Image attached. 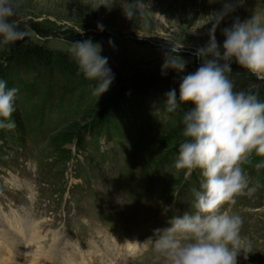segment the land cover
Returning a JSON list of instances; mask_svg holds the SVG:
<instances>
[{"label":"rangeland","instance_id":"obj_1","mask_svg":"<svg viewBox=\"0 0 264 264\" xmlns=\"http://www.w3.org/2000/svg\"><path fill=\"white\" fill-rule=\"evenodd\" d=\"M223 2L18 0L16 19L29 43L51 53L69 55L73 41L91 38L99 43L101 55L108 57L109 67L121 77L122 87L136 74L160 73L164 54L171 49L173 55L188 62L180 74L195 71L201 61L193 53L207 42L213 14ZM253 14L264 15V0H243L226 16L216 28L218 44L224 39L221 30L231 25L233 17L245 20ZM98 24L104 26L103 31L97 29ZM5 74L14 76L7 63L0 64V78ZM16 74L8 86L19 89L11 117L16 127L0 130L3 216L20 217L32 224L44 253L49 252L56 237L58 247L66 248L62 253L69 248L81 262L84 252L100 264H163L152 248L153 230L167 227L174 215L192 211V190H198L201 181L198 174L185 179L184 170L174 168L175 159L160 169L161 160L172 151L177 153L184 139L176 132L177 112L167 113L163 102L156 99L144 98L134 109V101H124L118 94L98 98L77 76L59 77L55 70L34 73L25 68ZM103 105H110L118 114L112 118L103 114L102 120L92 123L93 130L86 124L83 130L75 131L74 124ZM60 108L68 111L67 118ZM125 118L146 135L142 139L146 142L136 145L135 140L134 147L126 143L131 151L123 149L116 139L119 122ZM111 129L113 145L107 133ZM70 134L71 139L62 143L61 139ZM83 134L90 135L89 143L84 144ZM30 139L40 146L26 141ZM101 151L105 152L100 155ZM155 153L159 154L157 163L150 162ZM258 158L264 159L252 155L251 162L242 167L251 168L245 170L251 184L260 187L250 195H236L234 203L220 209L242 218L241 236L251 242L246 258L238 255L237 264H264V183L262 169L250 165L259 162ZM148 164H155L150 171L161 173L151 175ZM125 242L135 243L137 250L129 253ZM25 259L17 256L14 263L35 264Z\"/></svg>","mask_w":264,"mask_h":264},{"label":"clouds","instance_id":"obj_2","mask_svg":"<svg viewBox=\"0 0 264 264\" xmlns=\"http://www.w3.org/2000/svg\"><path fill=\"white\" fill-rule=\"evenodd\" d=\"M242 3L224 0L213 14L207 42L193 53L201 61L199 67L181 76L178 95L175 88L164 94L167 113L191 105L183 112L184 139L178 145L174 168L184 170L185 179L199 170L202 179L199 189L192 190V211L174 215L167 227L153 230L152 248L163 264H237L238 255L246 258L251 249V242L241 236L242 218L220 210L234 203L236 195H250L260 187L251 184L242 165L250 163L252 155L264 158V100L255 93L234 91L230 79L235 63L264 80V15L253 14L245 20L233 17L231 25L221 30L222 43L215 36L220 22ZM18 8V0H0V47L26 34L16 19ZM97 29L103 31L104 26L98 24ZM101 52L91 38L73 41L69 48L84 78L94 82L91 93L98 98L114 81L108 57ZM187 63L171 49L164 54L162 75L168 70L184 73ZM18 92L0 78V130L16 127L11 117ZM254 167L264 168V159Z\"/></svg>","mask_w":264,"mask_h":264},{"label":"trees","instance_id":"obj_3","mask_svg":"<svg viewBox=\"0 0 264 264\" xmlns=\"http://www.w3.org/2000/svg\"><path fill=\"white\" fill-rule=\"evenodd\" d=\"M3 63H7L9 65V72H13L15 76L9 78L6 74L4 75V79L7 81L8 86L10 81L16 78V72L18 69L25 68L32 69L34 73H38L40 69L55 70L59 77L77 76L78 79H80V81L86 86H89V88L90 85L94 83L93 81H88L84 78L83 74L79 71L77 64L73 61L71 56L61 53H51L50 51L44 50L41 47L34 46L29 43V40L25 36L23 39L18 40L15 43L0 47V64ZM112 72L114 74V81L110 85L108 91L103 94H118V97L124 101L132 100L136 103L134 109L142 103L144 98L152 100L156 99L163 102L165 99L164 94L169 89H177L178 95L179 81L181 76H183V74L170 71H167L166 75H162V72L148 74L139 73L132 76L125 85L120 87L122 83L121 77L114 70H112ZM230 79L233 82L234 91L255 93L260 99L264 100V82L262 80L255 79L245 69L240 68L238 65H232ZM253 84L257 85L256 88L250 89L251 85ZM117 100L116 103L118 105ZM99 107L94 108L86 116H84L79 123L74 124L75 131H78L76 129H80L81 127L83 130V127L86 124L91 125L95 122V120H102V117L106 114H108V117L111 116V118L118 114L113 112V108H111L110 105L107 106L108 108L104 105L102 108ZM189 107H191L190 104H185L182 105L181 109L176 111V116L178 118L176 132L180 136H182L181 133L183 125L181 120L183 112ZM128 111H132V108L128 107ZM71 136L72 135L70 134L67 138H62L61 142H68L71 139ZM158 155L159 154L157 153L153 154V158L150 159V162H157L155 159Z\"/></svg>","mask_w":264,"mask_h":264},{"label":"bare ground","instance_id":"obj_4","mask_svg":"<svg viewBox=\"0 0 264 264\" xmlns=\"http://www.w3.org/2000/svg\"><path fill=\"white\" fill-rule=\"evenodd\" d=\"M10 217H12V215L7 218V222L0 219V238L3 242V246L0 247V264H15L12 259L4 255V251H6V249L10 250V252H13L17 256H20L21 254L24 255L23 257L29 260V262L35 264L37 262V264H75V260L70 259L72 254L68 252V249L66 250L67 252L62 253L66 248L61 247L60 249L58 247L56 237L55 239L52 238V245L49 247V252L44 253L41 246L38 244L39 239L35 235L33 226L23 228V226L19 225L17 220H9ZM5 224L13 229L1 230V227L4 229ZM23 243H25L26 247H28L25 253L22 252ZM125 246L129 253L137 250L136 244L125 243ZM38 258H41L40 261ZM83 258V264H96L88 262L90 260L88 255L83 254Z\"/></svg>","mask_w":264,"mask_h":264}]
</instances>
